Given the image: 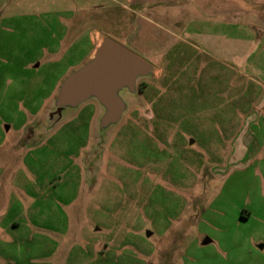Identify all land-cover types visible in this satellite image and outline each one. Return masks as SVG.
Wrapping results in <instances>:
<instances>
[{"label":"rangeland","instance_id":"rangeland-1","mask_svg":"<svg viewBox=\"0 0 264 264\" xmlns=\"http://www.w3.org/2000/svg\"><path fill=\"white\" fill-rule=\"evenodd\" d=\"M134 17L111 0H0V264H264V146L232 151L259 79L184 40L145 55ZM104 36L153 74L119 91L115 125L91 98L48 120Z\"/></svg>","mask_w":264,"mask_h":264},{"label":"crops","instance_id":"crops-1","mask_svg":"<svg viewBox=\"0 0 264 264\" xmlns=\"http://www.w3.org/2000/svg\"><path fill=\"white\" fill-rule=\"evenodd\" d=\"M111 1L135 14L137 39L132 45L143 54L166 51L184 40L207 57L232 62L243 74L259 79L260 109L244 116L232 140V151L246 146L245 153H258L264 146V0ZM242 215L249 218L251 212Z\"/></svg>","mask_w":264,"mask_h":264},{"label":"water","instance_id":"water-1","mask_svg":"<svg viewBox=\"0 0 264 264\" xmlns=\"http://www.w3.org/2000/svg\"><path fill=\"white\" fill-rule=\"evenodd\" d=\"M153 71L154 65L146 58L104 36L91 58L62 80L47 113L48 120L58 121L66 109L76 108L91 98L105 108L102 128L115 125L128 106L119 91L125 87L134 91L138 79L150 76Z\"/></svg>","mask_w":264,"mask_h":264}]
</instances>
